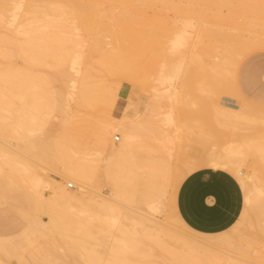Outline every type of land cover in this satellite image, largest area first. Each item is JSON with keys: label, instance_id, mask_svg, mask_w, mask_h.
Returning <instances> with one entry per match:
<instances>
[{"label": "rangeland", "instance_id": "obj_1", "mask_svg": "<svg viewBox=\"0 0 264 264\" xmlns=\"http://www.w3.org/2000/svg\"><path fill=\"white\" fill-rule=\"evenodd\" d=\"M105 1H103V3H104L103 7L104 8H105V6H107L108 8L112 9L111 7H113V5H115L114 2L116 3L117 1L120 2L119 4H121V3L124 4L123 8H125V6L128 5V7L126 6L127 8H125L126 9L125 10L122 8L121 5H120L121 7L119 6L120 7L119 8L118 7L119 4L116 3V6H117L116 9L117 10L113 7L115 13L113 12V9H112V13H111L114 15L116 14L117 18H120V20L122 18V20L124 19L123 20L124 22L126 20L127 21L125 23L123 21H121L120 23H114L115 18H116L115 17L114 21L111 20V21H113L112 24L114 23V24H119V25H114V24L112 25L109 23L110 17H108V19L106 17V20H109V22L105 21L106 23L102 27H99V26L97 27V25H95V28H94V25L91 24V25H93L92 28H94V30L91 29V26L89 24L88 27H90V29L88 31V29H87L88 27L85 28V26L87 24H85V26L82 27V24H84L85 22L83 20H80L81 18L77 17L78 15H74L72 17V19L75 20V18H76L77 20L76 21L73 20V23H71V24H69V26L67 25V27H65L66 29L65 28L62 29L63 33H66V35L69 34L68 39L73 40L72 44L70 43L71 40L69 41L66 39L65 42H63L64 45H62V43H59L60 46H59V44L57 46V48H59V49L56 48V50H59L60 51L59 53H61L65 58L67 57L66 59L64 58V62H67V63L61 62V64L64 63L66 65H64V64L60 65L61 68L65 67V69H62V70L65 71L64 73L66 75H64V76H66V77L65 78L58 77L59 76V74H57L58 70L61 69V68H59V63H58V62H60V60L56 61L55 67H57V68L53 67L56 70L58 69L57 73H55L56 75L52 74L53 72H56V70H54L52 68L51 69L50 68H48V69L44 68V71L42 70L43 72L42 73L40 72L38 77H36V76L35 77L33 76L34 78L30 77V79L33 80V82L35 84H36V82L40 83V84L38 83V85L36 84V86H39L41 88V92L44 93V96H46L50 99L55 98V99H53V103L59 102V103H56V106L54 104V109H53L54 112L53 113H51L50 115L48 114L47 116H45V115L43 116L42 114H44V113L43 112L41 113V111H38L41 109H39V108L34 109V108H37L39 106V103H35V105H34L31 101V100H33L32 97L34 95H32L31 93H30L31 94L30 95L29 93L23 94V92H19V91H15V90L14 91L9 90L0 81V124H3L5 129H6L5 134H4V136L6 138L5 142L7 141L10 146L19 150L20 149L19 147H24L25 145L27 146V144H29L28 142L29 141L31 142L30 139H35V136H37V135H35L34 138L33 137L31 138V136L34 135V134L33 135L31 134V136H29L30 137L29 139L28 138L24 139L21 136H19V137L17 136L16 132L18 130L20 113L23 111L26 114L30 115L31 118L38 116V117H41L40 119L43 121H45V119H43L42 117H44L46 119H47V117H49L48 118V120H49L48 125L52 126L51 127L52 128V134L56 133L54 130H58V129H59V131H58L59 134L65 135L70 130H73V132H74V130L76 131L77 129L81 128V132H83V133L80 134L81 135L80 137H82L80 139V141L85 143V146H87L89 144L90 145L92 144V146H87L86 147L87 149L85 147H83L84 149H86V151L84 149L79 150V149L73 148V151H71V154L74 153L73 154L74 156L75 155L76 156H82V153L84 152L83 156H86L85 154L87 153V150L90 149L87 153L88 154L87 156L89 157V158L87 157V160H90L91 162L88 161L90 164L88 162H86V163H88V165L90 167L93 164H94V166L96 165L97 169L93 166L91 167V169L94 168L95 170L99 169L101 171H97L99 173L96 174L95 173L96 171H94V169L91 171L89 170L90 176L92 175L93 177H90L91 182L89 181L88 183H90V184L92 183V184H91V186H89V184H88V186L91 187L90 188L91 190L93 189L92 190L93 194L96 193V194H100L103 196H110L111 186H110V184H108L109 182H107L106 176L104 175V172L101 169V166L103 165V161H102L103 159L102 158L105 155L107 157V154L110 153L109 149L111 148L110 147L111 145L119 148L121 143L124 141V136L122 133H119V132H114V134L111 135V133L109 131H107L106 129L107 128H108V130L110 129L109 128L110 123H115L114 119L117 120L118 118H120L122 116H127V117L129 116L131 119H143L144 118L146 121V122L143 121V122H145L144 123L145 127L146 128L149 127L151 131L146 129L143 126L141 128V132L138 133L136 136V139L134 142V146H135L134 152L126 155V157L128 159H129V157L132 160L134 159V161H133L134 167L132 169V173L129 174L128 179H132L131 187H132L133 197H134L135 202L134 201H126V200L122 201V200H120V201H118V205L125 203V204H122L125 207H124V209H123V207H120V206L119 207L122 208L124 211H126V210L129 211L128 209H130V210L132 209L133 210L132 213L138 211L137 213H133L135 215L140 213V212L145 213L146 215H153L154 214L151 217H153V218L155 217L159 220V222H162L164 224L163 227L167 231L175 232V228H173V227H177V229H176L177 232H175V233H179V235L184 234L183 238H185L187 236L189 238V240L190 239H191V241L194 240L198 244H199L198 241H200V244L203 243V246H204V243H205V245L207 244L209 247L211 246L210 244H212L213 246H211L210 248H214L216 245L218 247V249L215 250L217 248V247H215L214 249H212L214 251H218V252L219 251L220 252L225 251V252H230V253H236L238 249L235 251V248L237 246H239L238 244H241L242 247L241 246L240 247L243 248L244 250L246 247L251 249V247H248V246L245 247L244 244H246V241L242 240V239H240V241L241 240L243 242L245 241L244 244H243V242H240L239 240L236 241V238L232 239V243L237 242L236 244H233V246H236V245L237 246L234 248V250H232L229 248V246L232 247V244L231 245H225V244L220 243V245H219L218 241H217L218 243H216L215 239H217L218 237L216 238L214 234L213 235L215 238L212 237L211 234L210 235L204 234V236H209V238L207 239L204 236L202 237L201 236L202 234H200L197 231H194L191 228L187 227L189 229V231H188V229H185L186 226L184 225V221L180 217V215L178 214V211H177V195H178L179 188H180L181 184L183 183V181L189 175L195 173L196 171H198L200 169H204V168L213 169L212 168L213 164L216 163L217 164V168H216L217 170L226 171L224 169L226 166L225 165L223 166V164H222L224 162V159L222 160L221 157L225 156L224 154L227 152L231 154V152L235 151L238 147L239 148L243 147V146H237V148H234V147H236V143L239 145H241V143H238L239 141L233 140L234 138L231 134L232 132H237L238 134L242 133L243 135L248 134L247 137L250 136L249 138L257 139V141L261 138L260 135H261V131L263 132V128H262L263 124L260 125L259 124L260 122H258V123H256V122H254V123H239V124H243V126H244V127L243 126L240 127L241 133H239L238 132L239 130L237 128L238 126H233L234 128L232 126H230V128H229L228 125L225 126V125L221 124L220 122H218L219 120H218V118H216L217 116L211 107V103H212V101H215L217 103L227 102L228 99L225 100V98L228 97V98L233 99V101L231 102L233 105H236V106L242 105V103L237 100V96L235 94H233V95H235V96H233L232 94L219 93V92H217L218 91L217 88H215V87H217V82H214V81H217L216 71H217V68H220L221 61H222V58L224 56L223 55L224 49H223V46H221V44L219 42H217L218 41L217 35H218L219 30H222V31L231 30V29H229V26H230V24H233L234 22L232 23V21H231L228 25L227 24L228 20H226L227 17H232L233 19L235 18L236 21H243L245 19L246 20L250 19L251 24L253 26H257L256 23H259L261 20V19L259 20V18L260 17L264 18V13H263L264 11L260 10L262 7H260V8L258 7V5L260 6V4H258L256 0H251V1L246 0L245 1L246 4L242 0H240V1L239 0H231L230 2H229V0L228 1L227 0H212V2L214 1L215 4L209 2V0H202V1L200 0V2H202V3H199V1L197 3L196 0H192L194 2H192L190 0L189 1L188 0H184V1L178 0V2H177V0H173V1L171 0V2H173V3H170V0H169V2H168V0H167V2L165 0H161V1H163V3L160 0H153V1L142 0L144 2L148 1L149 4L144 3L141 0H131V1L122 0L125 3L121 2L120 0H116V1L112 0V2H110L112 5L108 4L109 3L108 1H110V0H107V3H105ZM139 1L141 3H139ZM187 1H188V3H187ZM237 1L240 3H238ZM134 2L135 3L137 2V3L134 4ZM189 2L191 4H189ZM227 2H228V5H226ZM252 2H253V4H252ZM129 3H130V6H129ZM167 3L172 4L173 6L176 3L177 4L173 7L174 8L173 9L171 7L172 5L169 6V4H167ZM192 3L195 4V6ZM196 3H197V5H201L203 8H200L201 6H196ZM208 3H210V5H208ZM234 3H235V5H234ZM143 4H144V6L147 5L149 8L144 7ZM179 4L182 5L181 7H183V8L179 7V9L181 8V10L178 9ZM231 4H232V6H231ZM189 5H190V7H189ZM246 5L248 6L247 7L248 12L245 11ZM132 6L133 7L134 6L135 7L143 6L141 8L144 9L145 11H143L140 8L141 11L138 13L137 10L139 9V7H138V9H136V8L132 9ZM153 6L154 7L160 6V8L156 7L155 8L156 10H153L154 9ZM192 6L196 7V9L193 8ZM205 6H207V7H205ZM107 7L105 9L106 12L111 11ZM197 7H199V8H197ZM227 7H228V10H229V7L234 8V10L230 9L228 11ZM235 7H236V9H235ZM204 8L207 9L206 12H204L205 10L203 11ZM211 8L212 9L215 8V10L212 11ZM252 8H253V10H252ZM107 10H109V11H107ZM123 10H125L127 13H125ZM131 10L134 11L133 12L134 14H132ZM257 10H260L263 15H259L258 14L259 11H257ZM117 11H119V14ZM120 11H123V13H124V15L122 14L123 17L121 16ZM230 11H234V13H232ZM136 12H137V14H136ZM142 12H144V13H142ZM129 13H131L133 15L132 17H135V18L134 19L132 17L129 18ZM235 13H237V14H235ZM255 13H256V15H255ZM108 14H110V12ZM111 14H110V16H111ZM126 14H128V16H125ZM131 14H130V16H131ZM218 14H219V16H218ZM118 16H121V17H118ZM128 18H129V20H128ZM136 18H138V19H136ZM254 18H258V22L256 20H254ZM78 19L80 20V22ZM81 21H83V22L81 23ZM129 21L130 22L134 21V22L131 23L132 24L131 25V24H129L130 23ZM135 21L137 24L135 23ZM121 23H122V26L120 28ZM261 23H264V22L261 21ZM109 24L112 25V27ZM134 24H136V25H134ZM106 25L110 26L111 28L106 26ZM123 25L127 26L126 28H128V29L126 30L124 28L125 26L123 27ZM113 26H116V28H118L117 26H119V30L122 28H123V30L119 31L118 29L114 28ZM83 28H85L86 30H84ZM97 28L102 30L101 34L98 32L100 30ZM104 28H108L109 31H107L108 29L103 30ZM96 29H97V31H96ZM115 29H116V32H115L116 34L114 33ZM110 31H113L112 36L117 35V38L112 37L111 35H108V34H110ZM118 31L121 34L120 36L117 33ZM199 31H201L200 35H199ZM124 33H126V34H124ZM123 34H124V36L127 35L128 37L127 36L124 37ZM184 35L186 36V38ZM182 36H183V38H182ZM199 36H200V38H199ZM187 37H188V39H187ZM113 38H115V39H113ZM117 39H120L119 42L121 44L119 42H117L120 46L123 45L124 47H126V48L121 47L122 50L126 49V51L123 50V52L125 51L124 53H121L122 52L121 51L120 54H118L119 53L118 50H120L119 47H117L118 53L115 51L117 49V48H115V46H117V43H116ZM179 39H181V40H179ZM186 39H187V42H186ZM212 39H214V42ZM175 41H176V43H175ZM181 41H183V42H181ZM195 41H196V43H195ZM203 42H204V44H203ZM207 43H208V46H206ZM129 44L131 46H128ZM195 45H196V47H195ZM218 45H220V46H218ZM188 46H190V47H188ZM61 48H62V50L66 49V51L63 50L64 51L63 52L61 50ZM112 48H113V52H112ZM96 50H99V51L101 50V54L98 52L100 57L95 52ZM102 50L105 52L104 56H109L110 52H111V54L114 55V57L116 56V58H114L113 55H110L109 57L112 56V58L110 59L108 57L110 59V61H107V62L113 61V58L117 59L118 55H120V58L117 59V61H116L117 63L114 60L116 66L120 63L118 60H120L121 57L123 56V54H125V56H123L121 59V62H123V63L120 64L121 66L120 65H119V67L117 66V68H119V69L116 68L117 69L116 71H118L119 76H118V74L115 76L116 73H114V72H112L114 74L110 73V71H107L105 73L103 72V70H102L103 65L107 64V62L104 63L106 61L105 58L106 59H108V58L104 57L102 55L103 54ZM107 50H110V52L108 51L109 55L107 53ZM220 50H222V51H220ZM70 51H74V52L70 53ZM127 51H128V54H127ZM132 51H134V52H132ZM67 52L70 54L74 53V55L76 56L75 59L81 60V64H79L80 69H81L79 72L80 74L79 73L76 74L77 72L75 73L74 72L75 70L73 68H72L73 72H72V70L71 71L69 70L70 68H67V66L69 64H72L71 62L75 63L74 61H76V60H74L75 56L74 57H72V56L68 57L69 54ZM115 52L117 55L114 54ZM130 53H132V54H130ZM67 54H68V56H67ZM93 54H95V55L97 54V55L93 56ZM214 54H215V58H217L218 56H219V58L214 59ZM86 55L88 57H85ZM249 55L250 56H246L245 58L241 59L239 65H237V66H230L229 65L231 68V69L229 68V72L236 75V77H237V80L235 82H233L236 90L239 91V93L245 97L246 101H248L250 103H252V102L254 103V101L259 100L260 99L259 97L264 94V51L262 50V51L252 52ZM89 57L90 58H92V57L98 58L99 57L101 59L98 58V60L96 61V59L91 60ZM102 57H104V58H102ZM196 57H197V59H196ZM69 59L72 61H70ZM84 59H87V62H85ZM90 60L95 61L97 66H95L96 64L93 65L94 63L91 62ZM102 60H104V62H103L102 68H101L102 62H100V61H102ZM125 61H127V62H125ZM19 62H20L21 66L24 65V62H22V60H19ZM83 62L86 63L87 65L89 64L90 68L88 69V71L93 66L96 69H94V68H92V69L94 71L97 70V72L95 71L93 74H91V73L89 74V72L86 69L85 71L88 72L89 75L86 72H85L86 75H84V74L82 75L81 72L84 73L83 70L85 69L84 67H81L82 65L85 66L83 64ZM89 62H91L92 65ZM98 63L100 64L99 66L101 69L99 68ZM87 65L85 66L86 68H87ZM110 65L111 64H107V65H104V67L106 68V66H110ZM112 65H114V63ZM112 65L110 67H113ZM249 65L254 66L257 69V74H256L257 77L254 79H252L251 77H249L247 79H243L244 78L243 77V70L246 66H249ZM181 66H182V73L179 74ZM188 66H189V68H188ZM69 67H71V66L69 65ZM66 68H67V70H66ZM105 68H104V70H105ZM99 69H100V72L98 71ZM230 70H232V71H230ZM67 71H68V73H66ZM225 71H227V66L225 68ZM59 72H61V70ZM70 73H72V74H70ZM73 73H75L79 77L78 78L74 77ZM106 73H110V76H109V74L107 76ZM227 73H228V71H227ZM61 74L63 76V73H61ZM81 75H82V77H80ZM113 75H114V77H113ZM67 76H71V77H67ZM71 81H74V83H72ZM200 82H202V83H200ZM75 84H76V86H75ZM171 86H173V87H171ZM171 88H173V90H171ZM168 89L171 90L167 94V96L169 98L167 96L164 97L165 100H162L163 102L161 101V103H157L158 104L157 105L156 100H154L155 98L154 97L152 98V96H154L156 94L157 90L166 92ZM80 90L81 91L83 90V92H85L84 93L85 95H81L82 93ZM79 91L81 93V94H79V95H81L80 97H79V95L77 96V94H76V93H79ZM173 93H174V96H173ZM239 93H237V94H239ZM103 94L106 96H104ZM169 94H171L172 97ZM177 94H179V95H177ZM86 95H89V96L86 97ZM39 96H40V93H38V95H37V97H38L37 99H40V102L43 101L42 99H44V100L46 99L43 96H42L43 98L42 97L40 98ZM83 96H85V97H83ZM100 96L102 98H104V97H106V98H104V100H103V99H101ZM30 97H31V100H29ZM77 97H79L81 99L80 100L78 98L80 100V102L78 101ZM98 97L100 100L97 99ZM58 98H59V100H58ZM55 100H57V101H55ZM84 100H85V103L89 102L90 104L88 105V103H87L85 105ZM88 100H90V101H88ZM105 100H108V101H105ZM29 101H30V103H29ZM91 101H93V102L91 103ZM94 102L96 103V105L94 104ZM107 102H109L110 105H107L106 104ZM152 102H154L155 105L158 106V107L157 106L156 107L159 110L156 109L155 105L152 104ZM31 104L34 107H32ZM57 104H59V105H57ZM92 104H94L95 108L92 107L93 106ZM97 104H98V106H97ZM112 104H114V105L112 106ZM161 104H162V106H161ZM153 105H154V107H153ZM62 106H63V108H62ZM100 106L102 107V109L106 107L105 109L108 108V110L103 111V110H101V108H99ZM111 106H112V108H111ZM58 107H59V109L62 108V110H59V109L57 110ZM151 107H153V108L151 109ZM202 107L206 108V109H202ZM257 107H258V109L262 110V108L260 106H257ZM78 108H80V109H78ZM97 108L100 109L101 111L98 110ZM208 109H210V110H208ZM42 111H43V109H42ZM99 111L101 112V115L98 116ZM149 111H152V112L154 111V112L152 113ZM31 112L34 114L36 113V114L33 116V115H31L32 114ZM37 112L38 113L40 112L41 114L39 113V115H37L38 114ZM64 112H66V114H65L66 116H68L70 113H72V114L75 113V115L77 117H75V115L72 116V114H71V117L66 118L69 121H67L65 119L67 122L65 123V125L63 124V126H62V122H65L63 120L64 118L62 117L64 115ZM106 112H110V113H107V115L111 114V116H109V117L110 118L113 117V118L110 119L107 115L105 116ZM206 112H209V113H206ZM151 113H152V115H151ZM167 113H170L172 115V117L170 115L168 118L171 121V122L169 121L170 123L168 122V119L166 118ZM213 113H214V115H213ZM156 114L158 117L156 116ZM158 114H160V115H158ZM259 114H260V112H258V115ZM148 116H153L154 118L148 117ZM71 118H74V119L70 120ZM172 118H173V121H172ZM40 119L37 117L34 120L32 119V121H34L33 122L34 124L32 127L34 130H37V128L39 129V127H38V126H40L39 122L42 123V121ZM152 119H153V122H152ZM103 120L105 122H107L109 120V122H107V124H104ZM216 120H218V121H216ZM203 121H205V122H203ZM35 123H37V124H35ZM146 124L148 126H146ZM256 124H258V126H256ZM34 125H36V126H34ZM104 125H107L108 127L107 126L104 127ZM248 125L250 127L245 128V126H248ZM251 125H252V127H251ZM259 126H261V128ZM61 127H62V129H61ZM257 127H258V129L259 128L260 129L258 130ZM60 129H61V131H60ZM156 129H158V130H156ZM256 129H257V131H256ZM34 130H33V133H36ZM162 130L163 131L165 130V132H163ZM42 131H41V129H40V131H38V135H41L40 138H43V139H44V137L47 138L48 136L45 135L44 131L42 133ZM249 131H250V133L251 132L252 133L250 134ZM58 132H57V134H58ZM220 132L222 134H220ZM159 133H161V134H159ZM57 134H55V136ZM213 134H215V135H213ZM114 135H116L117 137L120 136L119 142H116L114 140ZM217 135L218 136L220 135L221 137L220 136L218 137ZM222 135H224V137ZM216 136H217V138H215ZM36 138H38V137H36ZM45 140L47 141L48 139H44L43 141H45ZM229 141H231V142H229ZM31 144H32V142H31ZM102 144H103V146H102ZM232 146H233V148H232ZM21 150H19V151H21ZM78 151L81 153H79ZM91 152H93V153H91ZM89 154H91V155H89ZM203 155H205L204 156L205 158L203 157ZM91 156H93V157H91ZM94 156H95V158H94ZM219 156H221V157H219ZM214 158H216V160ZM199 159H200V161H199ZM212 159H214L216 162ZM95 160H97V161L101 160V162L99 163V162H96ZM205 160L207 162V165L209 164L210 166L205 165L202 167V164L205 163ZM196 162L198 165H195ZM211 162H213V163H211ZM218 162L220 165L222 164V166H220L218 164ZM48 163H50L51 165ZM135 163H136V165H135ZM100 164H102V165H100ZM41 165H45L44 167L48 168L47 174L51 178H53L57 181H60L65 188L67 187L66 186L67 182H73L74 183L73 180L65 179L60 175V173H62V171H63L62 170L63 165L61 163H59L57 161H50V162H47V163H44ZM90 167H89V169H90ZM253 168H255L256 175L258 176V178L261 180V182L264 185V166L262 164H260L259 162L257 163L256 160L250 159L249 161L245 162V164H243L242 171L246 175L250 172L253 173L252 172ZM20 169H22V167L17 168V166L16 167L14 166V168H13L12 166H10V167L9 166L8 167L7 166H0V177L2 178L3 181H4V179L7 180V181H4L5 183L7 182L6 183L7 187H9V188L11 187L10 191L7 190L9 188H7L6 185H5L6 189L4 188V186L1 188L3 181L0 178V180L2 181V182L0 181V184H1L0 190L3 188L5 189V190L0 191V201H1L0 202V211L4 212V216L1 220L4 223L13 225L15 227L11 231L0 232V236L2 235L4 237H13L15 235L22 233L24 231V229L27 228V225H28L27 219H26V217H23V214L21 215L19 213L20 211L33 213V214L37 213L39 215V218L42 221H44L45 223L50 221V215H48L47 212L42 213V211H45L47 209L42 210V211L39 210V206H38V202H37V192H36L37 188H36L35 184L33 182L29 181L27 175L24 174L25 172L23 171V169H22V171L24 173ZM185 171H186V173H185ZM226 172L231 173L229 171H226ZM231 174L234 175L233 173H231ZM234 176L237 179L239 178L237 175H234ZM8 180H10L9 181L10 183L8 182ZM238 181H239V179H238ZM11 182H13V183H11ZM74 184L77 187L76 190H78L79 189L78 185L76 183H74ZM43 185H45V184H43ZM52 188H53V186H51V185L49 187L43 188L44 193L47 196H49ZM15 189L19 191L20 196L18 195V192L16 195V192H14ZM6 190H7V192H5ZM242 190H243V188H242ZM2 191L5 192V195L3 192L4 196H6L8 194V191H9L11 195L13 194L14 196H16V198H19L20 200L21 199L24 200V203H25L24 207H26V208L25 209L23 208L24 210L21 209L23 207V204H22V202H20V204L22 205L20 208H18V209H20V211L18 209H16L17 210L16 211L14 208L15 207L17 208L18 205L20 206L19 202L16 203L17 201L15 202L14 199L11 200L12 198H10V196H11L10 194L8 195L9 198L7 196L4 197L2 195ZM243 193H244V198H245V191L244 190H243ZM22 195H24V196H22ZM3 197L6 200H8V203H9V199H10V201L15 202L14 204L11 203V205H13V206L15 204H18V205L15 207H13V206L11 207V206H8V205H10V203L4 204L2 202V199H4ZM160 200H163V202H164V205H165V207L163 208L164 211L162 209L158 213L152 212V210H150V208H149V205L152 202L160 201ZM120 202H122V203H120ZM27 207H28V209H27ZM58 208H59V206H58ZM125 208H126V210H125ZM134 208H136V209H134ZM26 209L29 211H27ZM77 209H79L78 212L81 214L80 208L77 207ZM135 210H137V211H135ZM139 210H140V212H139ZM76 211L77 210H75L74 212H76ZM74 212H73V214H71V216H69V218L73 217L72 215H74V214H75L74 217H76V214L78 212L77 213H74ZM174 213H176V214H174ZM247 213L248 214L244 215V213L242 211V214L244 217L241 214L242 217H240L239 220L237 221L240 223V225H242L241 222H243V221H240V219L243 220V218H244V220H245V218H247L246 220H249V223L247 221V223H248L247 226H249L251 223H253V221H254L253 219L255 218L254 212L249 208L247 210ZM80 214H77V217H76L79 222L81 221L80 217H79ZM176 215H178V216H176ZM87 216L90 217L89 214H87L85 216L82 215L81 217L82 218L86 217L85 219L88 220L89 218H87ZM138 216L141 217L140 214ZM174 216L176 217V219H178L177 220L178 223H177V221L175 223L174 220L171 218ZM101 217H102V221L99 219L100 218V216H99L97 218L98 219L97 223L100 222L99 224L102 226L103 218L105 221L106 217L103 214L101 215ZM249 217H251V218H249ZM256 218L258 219L257 215H256ZM73 219L71 221L72 223L75 221V219L74 220ZM77 219L75 222L79 223V222H77ZM85 219H82V220L84 221ZM171 219H172V221H171ZM251 219H252V221H251ZM257 219H256V221H258ZM261 219L262 218H260V220ZM166 220L169 223V225L167 224ZM181 220H182V222H181ZM68 221H69V219H68ZM96 221H94V226L96 225L95 226L96 227L95 232H93L94 229L91 232L93 234L95 233L96 236H98L97 233H99V231H100V233H102V232L97 227L100 225L97 224ZM179 222H181V224L184 225L185 227H183ZM237 222L235 223L236 225H233L234 228L233 227L230 228L231 232H233V233H236L235 230H238V228L242 229V228H240L241 226L239 225V223L237 224ZM84 224H86L85 221H84ZM79 225H80V223H79ZM89 225H91L92 228H95L93 226V222L90 223ZM171 225H172V227H170ZM237 225L239 227H237ZM247 226L243 224L242 227H245L247 229L248 228ZM72 227H74V226H72ZM100 228H102V227H100ZM179 228L182 230H180ZM230 229L226 230L227 235H229ZM232 229H233V231H232ZM252 229H251V227H250V230L248 228V230L246 231L247 233L243 231L244 228L242 230L244 233L247 234L245 236L244 233H242L245 236L247 243L249 242L248 243L249 246H250V243L255 242L256 239L254 238L255 236H253L252 237V238H254V239H252L253 241L251 240V238L248 241V239L246 238L248 236V233H253L254 235L256 234L257 235L256 238H258V240L260 238H262L260 241L263 244L264 238L262 237V235H263L262 230L259 227L255 228L254 230H252ZM113 230H115V229H113ZM183 230H185L184 232H186L187 234H185L184 232L181 233V231H183ZM195 232H196V234H194ZM113 233H114V231H113ZM223 233H221L222 237L226 236L225 235L226 233L224 231H223ZM188 234H190V235H188ZM114 235L115 234H113L111 236L115 237L116 235L115 236ZM216 235H220V234L216 233ZM96 236H93V238ZM102 236H103V233L100 234L98 236V238L101 239ZM112 237L110 238V234H108V239L110 238V240H108V239L107 240L109 243L114 242V240L111 241V239H113ZM192 237H196V238H192ZM198 239H200V240H198ZM202 239L204 240V242L201 241ZM91 240H92V238H91ZM238 241H239V243H238ZM256 243H255V245H256ZM172 244L174 245L175 243H171V246H173ZM253 244L254 243H251L252 246H254ZM258 244H259V242H258ZM258 244H257V246L252 247L249 256L248 255L244 256V254L240 255L238 252L236 253V255L237 256L240 255V259L244 258L247 261H255V262L262 264L263 262L258 260L255 257L256 253H257L256 251H261V250H259V248H261V246H258ZM207 245H206V247H207ZM37 246L42 247V249H45V251H46V249H47V251L50 249H53L54 252H50V256H51L52 260L54 261V263L62 264L64 262V260L70 259L73 262H76L79 264H89L83 250L75 244L74 239L72 237H67L64 235H54V236H50V237L40 238L39 240L34 242L28 248V250L25 252V254L22 258L21 263H19V260L15 259V257H11V258H9V260H7L8 259L7 257L2 256L1 258H3V257L4 258L3 259L0 258V260L2 261V262L0 261V264H9V263H11V264H27V262L33 256V254L36 253L35 248ZM175 246H173L171 248L174 250H179L178 246L177 247H175ZM220 246H222V249L220 248ZM263 247H264V244H263ZM255 248H257V249H255ZM97 249H100V250L102 249L101 250L102 252L100 250H97V251L100 252L102 256L105 253L104 258H106V256H107L106 250L107 249L104 248L105 252H104V249L101 247L97 248ZM243 249H241V251ZM254 249H255V251H254ZM261 249H262V251H264V248H261ZM227 250H229V251H227ZM37 254L38 253H36V255ZM107 258H108V256H107ZM6 262H8V263H6Z\"/></svg>", "mask_w": 264, "mask_h": 264}, {"label": "bare ground", "instance_id": "obj_2", "mask_svg": "<svg viewBox=\"0 0 264 264\" xmlns=\"http://www.w3.org/2000/svg\"><path fill=\"white\" fill-rule=\"evenodd\" d=\"M103 1H105V0H0V81L2 82V84L4 86H6L9 90H13V91L15 90V91L23 92V94H27V93L30 94L31 93L32 95H34L33 96L34 98L32 97L33 100H31V97L29 100H31L34 105H35V103H39V106L41 105L40 107L38 106L37 108H34V109H38V108L41 109L38 111H41V113L43 112L44 113V114H42L43 116L44 115L47 116L48 114L50 115L51 113H53L54 112V110H53L54 104L56 106V103H59V102H55V101H57V100H55L54 101L55 103H53V99H55V98L50 99V98L44 96V93L41 92V88L39 86H36V84L38 85L39 82L37 83L35 81L36 82V84H35L33 82V80L30 79V77H33V76L38 77L40 72L42 73L44 71V68H47V69L52 68V69L56 70L55 68H57V67H55V65H56V61H58V60H60V62H58L59 68H61L60 65L67 63V62H64L65 57L61 53H59L60 51L56 50V48H57L59 43H62V45H64L63 42H65L66 39L69 40L68 39L69 34L66 35V33H63L62 29L67 27V25L69 26V24L73 23L74 19H72V17L74 15H78L77 17H80L81 18L80 20H83L85 22L84 24H82V27L85 26V24H87L85 26V28H86L90 24L92 30H94L95 25H97V27L98 26L102 27L106 23L105 21L109 22V20H106V17H107V19H108V17H110V22H109L110 24H112L115 17L116 18H115L114 23H120L121 21L124 20V19L122 20V18H121V20H120V18H117L116 14L115 15L111 14L113 7L116 9L117 8L116 3L119 4L120 2H118V1L116 3L114 2L115 5H113V7H111L112 9H110L107 6H105V8L103 7V5H104ZM120 1L123 2L122 0H120ZM129 1H131V0H129ZM148 1L147 2L142 1V2L149 4ZM151 1H153V0H151ZM165 1L167 2V0H165ZM188 1H187V3H188ZM190 1H192V0H190ZM196 1H197V3H198V1H199V3H202V2H200V0H196ZM230 1L231 0H229V2ZM242 1L245 3L246 0H242ZM256 1L258 4H260V6L258 5V7L259 8L262 7L260 10L264 11V0H256ZM108 2H109L108 4H111L110 2H112V0H110ZM161 2L163 3V1H161ZM168 2H169V0H168ZM177 2H178V0H177ZM192 2H194V1H192ZM209 2L214 3V1L212 2V0L211 1L209 0ZM105 3H107V0L105 1ZM123 3H125V2H123ZM136 3L134 2V4H136ZM139 3H141V2L139 1ZM170 3H173V2H171V0H170ZM197 3H196V6H201V5H197ZM238 3H240V2H238ZM167 4H169V3H167ZM189 4H191V3L189 2ZM252 4H253V2H252ZM120 5L122 6V8L124 7V4H122V3L119 4L118 7ZM170 5H172V4H169V6ZM193 5L195 6V4H193ZM208 5H210V3H208ZM226 5H228V2L226 3ZM234 5H235V3H234ZM126 6L128 7V5H126ZM126 6H125V8H127ZM129 6H130V3H129ZM143 6H144V4H143ZM143 6H138L139 9H138V7L132 6V9L133 8L138 9L139 11L137 10V12L139 13L142 9L141 7H143ZM174 6L172 5L171 7L173 8ZM181 6L182 5L179 4L178 9ZM231 6H232V4H231ZM106 7L111 10V11L107 10L110 12L111 16H110V14H108L109 12H106V10H105ZM144 7L147 8L148 6L146 5ZM156 7H158V6H156ZM156 7H154L153 10H156L155 9ZM189 7H190V5H189ZM205 7H207V6H205ZM247 7L248 6L246 5L245 11L248 12ZM125 8H123V9H125ZM158 8H160V6ZM181 8H183V7H181ZM181 8L179 10H181ZM193 8L196 9V7H193ZM197 8H199V7H197ZM200 8H203V7L201 6ZM215 8L214 9L211 8L212 11H214ZM230 9L234 10V8H232V7H229V10ZM235 9H236V7H235ZM125 10H123V11L125 13H127ZM142 10L145 11L144 9H142ZM206 10H207L206 8L203 9L204 12H206ZM227 10H228V7H227ZM252 10H253V8H252ZM260 10H257V11H259L258 14L263 15ZM123 11H120V14L122 17L124 15ZM113 12H114V9H113ZM117 12L119 14V11H117ZM133 12L134 11H132V14H134ZM137 12H136V14H137ZM230 12L234 13V11H230ZM142 13H144V12H142ZM130 14L131 13H129V18L133 16L132 14L130 16ZM235 14H237V13H235ZM255 15H256V13H255ZM121 16H118V17H121ZM125 16H128V14H126ZM218 16H219V14H218ZM129 18H128V20H129ZM132 18L134 19L135 17H132ZM136 19H138V18H136ZM76 20L77 19L75 18L74 21H76ZM80 20H79V22H80ZM111 20H113V21H111ZM226 20H228L227 21L228 25L231 21H232V23L233 22L234 23L230 24V26H229V29H231L232 31L226 30L227 31L226 32V31L219 30V32H218V35H217L218 41L217 42H219L221 44V46H223V49H224L223 55L224 56H223V58L221 57L222 58L221 66H220V68H217V71H216L217 81H214V82H217V87H215L218 90V91L216 90L217 92L227 93V94H232V95L235 94L237 96L236 90L234 89V83H233L235 75L229 72V68H230V66H237L238 63L240 62V60L250 51H252L256 48H259V47H264V23H261V21L264 22V18H261V17L259 18L260 24L256 23L257 26H253L251 24L250 19L249 20L245 19L243 21H236L235 18L233 19L232 17H227ZM254 20H256L258 22V18H254ZM83 21H81V23ZM133 22L134 21L130 22L129 24H131ZM135 23H136V21H135ZM91 24L94 25V28H92L93 25H91ZM136 24H134V25H136ZM112 25H110V26L112 27ZM114 25H119V24H114ZM106 26H108V25H106ZM110 26H108V27H110ZM121 26H122V23L120 24V28H121ZM124 26L125 25H123V27ZM113 27L116 28V26H113ZM117 27L118 28H116V29L119 30V26H117ZM126 27L127 26H125L124 28L127 30L128 28H126ZM85 28H83V29L86 30ZM87 29L89 31L90 27H88ZM97 29H99V28H97ZM97 29H96V31H97ZM105 29H108V28H104L103 30H105ZM116 29L114 30V33L116 32ZM99 30L100 31H98V32L101 34L102 30L101 29H99ZM121 30H123V28L120 29L119 31H121ZM107 31H109V29ZM119 31L117 33L120 36L121 34ZM112 32L113 31H110V34H108V35L112 36L113 35ZM200 32L201 31H199V35H200ZM124 34H126V33H124ZM124 34H123V36H124ZM126 36H124V37H126ZM112 37L117 38V35H114ZM182 38H183V36H182ZM185 38H186V36H185ZM199 38H200V36H199ZM113 39H115V38H113ZM181 39H179V40H181ZM187 39H188V37H187ZM187 39H186V42H187ZM70 40H71L70 43L72 44L73 40L72 39H70ZM117 40H116V43L119 42L120 39H117ZM212 40L214 42V39H212ZM181 42H183V41H181ZM175 43H176V41H175ZM195 43H196V41H195ZM203 44H204V42H203ZM59 46H60V44H59ZM128 46H131V45L129 44ZM190 46H188V47H190ZM206 46H208V43ZM218 46H220V45H218ZM117 47H119L120 50H118ZM121 47H124V46L123 45L120 46L118 43H117V46H115V48H117L115 51L117 52V50H118V52H119V53L117 52L118 54H120L121 51H122L121 53H124L126 51V49H123V50H125L123 52ZM195 47H196V45H195ZM113 48H112V52H113ZM124 48H126V47H124ZM57 49H59V48H57ZM61 50H62V48H61ZM63 50L66 51V49H63ZM110 50H107L108 55H109ZM128 51H127V54H128ZM220 51H222V50H220ZM71 52H74V51H70V53ZM95 52L98 55H99V53L101 54V50L100 51L96 50ZM102 52H103L102 55L104 56L105 52L103 50H102ZM116 52L114 53L115 55H117ZM132 52H134V51H132ZM70 53H68L69 56L67 54L68 57H70V56L74 57L75 56L74 53L73 54H70ZM130 54H132V53H130ZM96 55L93 54V56H96ZM110 55H113V54H111V52H110ZM109 56H104V57L108 58ZM123 56H125V54H123ZM85 57H88V56L86 55ZM99 57H100V55H99ZM104 57H102V58H104ZM113 57H114V55H113ZM122 57H121V59H122ZM75 58H76V56L74 57V60H76ZM98 58L92 57L90 59L91 60L96 59V61H97ZM109 58L111 59L112 56ZM109 58L108 59L105 58V60H106L105 62H104V60L100 61V62H102L101 68H102L103 62L106 63L107 61H110ZM114 58H116V56ZM114 58H113V61L107 62V64L112 65L114 63V65L116 66L115 62L117 61V59L120 58V55H118L117 59H114ZM217 58H219V56ZM217 58H215V54H214V59H217ZM99 59H101V58H99ZM121 59L118 60L120 62L117 65L118 67L120 64L123 63V62H121ZM196 59H197V57H196ZM19 60H22V62H24L23 66L20 65ZM84 60H85V62H87V59H84ZM114 60H115V62H114ZM70 61H72V60H70ZM61 62H64V63L61 64ZM74 62L75 63L71 62L73 65L69 64L71 67H69V65H68L67 68H70L69 70L70 71L72 70V72L74 69L75 70L74 72L75 73L77 72L76 74H78L81 70L80 66H79V64H81V60L77 59ZM91 62L94 63L93 65L96 64L95 61H91ZM91 62H89V63H91ZM125 62H127V61H125ZM99 63H98V66L100 65ZM83 64L85 66L87 65L84 62H83ZM107 64H104V65H107ZM64 65H66V64H64ZM91 65H92V63H91ZM104 65H103V69H102L104 73L107 71H110V73H112V72L116 73L115 76L118 74V71H116V70L119 68H117V66L115 67L114 65H112L113 67H110L111 66L110 65V66H106V68H105ZM85 66H83V65L81 66V67L85 68L84 70L82 69L84 72V73L81 72L82 75L83 74L86 75V73L88 74V72H89V74L90 73L93 74L95 71L97 72V70L94 71L92 69V68L96 69L95 67L92 66L91 69L88 71V69L90 68L89 64L87 65V68ZM95 66H97V64ZM226 66H227L228 73H227V71H225ZM53 67H55V68H53ZM67 68H66V70H67ZM99 68H100V66H99ZM104 68H105V70H104ZM188 68H189V66H188ZM62 69H65V67L61 68L59 70L57 69L58 73L56 70V72H53L52 74L54 75L55 73H57V74H59V76L57 75L58 77L65 78L66 76H64V75H66V74L64 73L65 71ZM86 69L88 72L85 71ZM100 69L98 70L99 72H100ZM60 70H61V72H59ZM68 71L66 73H68ZM230 71H232V70H230ZM61 73H63V76ZM75 73H73L74 77L78 78L79 76L76 75ZM110 73H106L107 76H108V74L110 76ZM114 73H112V74H114ZM181 73H182V66H181L180 71H179V74H181ZM70 74H72V73H70ZM82 75L80 77H82ZM71 76H67V77H71ZM118 76H119V74H118ZM113 77H114V75H113ZM71 82L74 83V81H71ZM200 83H202V82H200ZM75 86H76V84H75ZM171 87H173V86H171ZM171 90H173V88H171ZM171 90L168 89L166 92L157 90L156 94L154 93L155 95L152 96L153 95L152 94L151 96H152V98L153 97L155 98L154 100H156V104L161 103L162 100H165L164 97H166L167 94L169 93V91H171ZM80 91H79V93H76L77 96L81 93H82L81 95H85L84 94L85 92H83V90L81 91V93H80ZM38 93H40L39 97L41 98L43 96L44 98H46L45 99L46 101L44 99H42L44 102L43 101L40 102V99H37ZM81 95H79V97ZM169 95H171V94H169ZM177 95H179V94H177ZM235 95H233V96H235ZM88 96L89 95H86V97H88ZM104 96H106V95H104ZM173 96H174V93H173ZM79 97H77V99ZM83 97H85V96H83ZM171 97H172V95H171ZM104 98H106V97H104ZM104 98L101 97V99H103V100H104ZM79 99H78V101L80 102L81 99L80 100ZM97 99H99V97ZM58 100H59V98H58ZM85 100H84V103H85ZM225 100H227V102L217 103L215 101H212V103H211V107L217 116L216 118H218V120H219V121L218 120H216V121L220 122L221 124H223L225 126L228 125L229 128H230V126H232V127L238 126L237 128L239 130L238 131L239 133H241L240 127L243 126V124H239V123H254V122L258 123V122H260L259 123L260 125L263 124L262 125L263 132L261 131V135H260L261 138L258 141H257V139L249 138L250 136L247 137L248 134L243 135L242 133L238 134L237 132H232L231 134L234 138V139L233 138L232 139L234 141L235 140L239 141L238 143H241V145L236 143V147H234V148H237V146H243V147H240V148L238 147L235 151L231 152V154L227 152L228 154L225 153L224 154L225 156H223V157L219 156V157H221L222 160L224 159V162L222 164H223V166L225 165L226 167L225 168L223 167V168L226 171H229V172H231L234 175H237L239 177L238 178L239 182H240L243 190L245 191L244 209H243L244 215L248 214L247 210L250 208L254 212L255 218H256V215L258 217V219L256 218L258 221H256V219L254 218L253 223L250 222L251 224L249 226L251 227V229L253 228L252 230L259 227L263 232L262 234L264 235V185L261 182V180L258 178V176L256 175L255 168L252 169L253 173L247 172L248 174H246V175L242 171L243 164H245V162L249 161L250 159H254V160H256L257 163L259 162L260 164H262L264 166V110L256 109V108L251 107L250 105H248L246 103H242V105H240V106L233 105L231 103L233 101V99L228 98V97H226ZM88 101H90V100H88ZM93 101H91V103ZM105 101H108V100H105ZM29 103H30V101H29ZM87 103H88V105L90 104L89 102H86L85 105ZM108 103L109 102H107L106 104L110 105V103L109 104ZM94 104L96 105L95 102H94ZM94 104H92L93 106L92 105L91 106L95 108ZM98 104H97V106H98ZM152 104L155 105L154 102H152ZM57 105H59V104H57ZM113 105L114 104H112V106ZM154 105H153V107H154ZM157 105H155V107ZM112 106H111V108H112ZM161 106H162V104H161ZM32 107H34V106L32 105ZM153 107H151V109ZM157 107H156V109L159 110ZM62 108H63V106H62ZM62 108L59 109V107H58L57 110L58 109L62 110ZM99 108H101V110H103V111L108 110V108L105 109L106 107L102 109V107L100 106ZM42 109H43V111H42ZM78 109H80V108H78ZM202 109H206V108L202 107ZM98 110H100V109H98ZM208 110H210V109H208ZM100 111H99L98 116L101 115ZM66 112H64V115L62 116L64 118V119L63 118L62 119L65 121V122H62V126H63V124L65 125V123L67 121H69L66 118L71 117V114H72V113H70L69 115L67 114L68 116H66L65 115ZM149 112H152V111H149ZM258 112H260L259 115H258ZM39 113L37 115H39ZM107 113H110V112H106L105 116L107 115ZM152 113H151V115H152ZM206 113H209V112H206ZM214 113H213V115H214ZM35 114L32 113L31 115L34 116ZM73 115H75V113H73L72 116ZM158 115H160V114H158ZM166 115H167L166 118L168 119L171 114L167 113ZM29 116L30 115L26 114L24 111L20 113L18 130L16 132L18 137L21 136L24 139L25 138L29 139L30 138L29 136H31V134L32 135L34 134L33 136H31V138L32 137L34 138V136L37 135V136H35V139H30L32 144L28 140L29 141L28 143L31 146L29 144H27V146L25 145L24 147H19L20 148L19 150L22 149L24 152L22 150H21L22 151L21 152L18 149L10 146L7 141L5 142L6 138H5L4 134H5L6 129H5L3 124H0V166H7V167L12 166L13 168H14V166L15 167L17 166V168L22 167V169L25 173L22 171V169H20V170L25 175H27L29 181L33 182L37 188L36 192H37V202H38L39 210L42 211V210L47 209L45 211H42V213L47 212L48 215H50V221L45 223L44 221H42L39 218V215L37 213L33 214V213L20 211V209H18L22 206L20 204V202H22V204H23V207L21 209L26 208V207H24L25 206L24 200H22V199L20 200L19 198H16V196H14L13 194H12L13 195L12 196L9 192L11 187L10 188L7 187V184H6L7 182L6 183L4 182L7 180H5L3 178L4 179V181H3L2 178L0 177L1 180L4 182L3 183L0 180L2 182V186L0 184L1 188L3 186L5 188V185L7 188H9V189H7L9 191H8V194L6 193L7 194L6 196L9 198L8 195L10 194L12 196V197L10 196V198H12L11 200L14 199L15 202L17 201L16 203L19 202V204H20V206L18 204H15L13 206V205H11V203L14 204L15 202L10 201V199H9L10 205H8V206L15 207L18 205L17 208L15 207L14 209L15 210L18 209L20 211V212L19 211L18 212L21 215L23 214V217H26L27 222H28L27 228H25L22 233L15 235L13 237H0V258L2 256H4V257L8 258L7 260H9V258L15 257V259H18L19 263H21L22 258L24 256L25 252L28 250V248L34 242L39 240L40 238L50 237V236H54V235H64L67 237H72L74 239L75 244L83 250L89 264H260V263L255 262V261H247L244 258L240 259L241 254H244V256H247V255L249 256L252 247L257 246L258 242L260 244V245L258 244V246H261V248H264L263 247L264 242L262 244L260 241L262 238L259 237L260 239L258 240V238H256L257 235L256 234L254 235L253 233H248L249 237L247 236L246 238L248 239V241L250 240V238H251V240L255 238L258 242L256 240H255V242H251V243H254L253 244L254 246H252L251 243L249 246V244H248L249 242L247 243V240L245 239V236L247 235L246 231L248 230V228L250 230V227L247 226L249 223V220H246L247 218H245V220H244V218H243V220L240 219V221H243V222H241L242 225H240V223L237 222V224L239 223V225L241 226L240 228H242V229H239V228H238V230L234 229L236 233L231 232V229H230L229 235H227L226 231H224L226 233L225 234L226 236H224V237H222V234H221L223 232L217 233V234H220L221 236L214 234L216 238L218 237L217 239H215L216 243L219 242L218 243L219 245H220V243L225 244V245H231L232 244L233 248L231 246H229V248L232 250H234V248L237 246V245L233 246V244H236L237 242L232 243V239L236 238V241L237 240L240 241V239L245 240L246 244H244L245 241L243 242L241 240L240 242H243L245 247L246 246L251 247V249L246 247L244 250L243 248H241L242 245L238 244L239 246H237L235 248V251L238 249L239 251L237 250V252L240 255L237 256L236 255L237 252L236 253H230V252H225V251L224 252L214 251L212 249L217 247L216 245L214 248H210L211 246H213L212 244H210L211 245L210 247L206 244L207 245V247H206V245L204 243V246H205L204 247L203 243L200 244V241H198L199 242V244H198L194 240H193L194 242L191 241V239L189 240V238L187 236L185 238H183L184 234H181L182 235L181 236V235H179V233H175V232H177V230H176L177 227H173V228H175V232L167 231L163 227L164 224L162 222H159V220L155 217L154 218L151 217L154 214L153 215H146L145 213H142L139 210L140 213L136 214L137 215L136 216L133 213H137L138 212L137 210H135L137 212L132 213V211H133L132 209L131 210L128 209L129 211H127L125 208L126 211H124L123 209L125 206H123L122 204H125V203L120 202L122 204L118 205V201H120V200H122V201H125V200L126 201H134L135 202L134 197H133L132 187H131L132 179H128V176H129V174L132 173V169L134 167V164H133L134 159L132 160L130 157L128 159L126 157V155L134 152V147H135L134 142H135L136 136L138 133L141 132V128L143 126L145 127L144 123L146 121L144 118L143 119H131L129 116L128 117L122 116V117L118 118L117 120L114 119L115 123H110L109 124L110 129L109 130H108V128L106 129L107 131H109L111 133V135L114 134V132L122 133L124 136V141L121 143L119 148L111 145L110 146L111 148L109 149L110 153L107 154V157H106V155L103 156V158L101 157L103 159L102 160L103 165L100 164V165H102L101 169L104 172V175L106 176L107 182H109L108 184H110V186H111V188L109 187L111 189L110 190L111 191L110 196H103V195L96 194V193L93 194L92 193L93 189L91 190L90 189L91 187H89V186H91L92 183L90 184L88 182L89 181L91 182L90 177H93L92 175L90 176L89 173L91 170L94 169V168L91 169V167L93 166L96 168V165L94 166V164L91 165V167L88 165V163H89L88 161H90V160H87V157H88L87 153L90 149L87 150V153L85 154L86 156H83L84 152L82 153V156H76V155L74 156L73 155L74 153L71 154V151H73V148L80 150V149H84L83 147L86 148L87 146H92V144L90 145L89 143H88L89 145L86 144L87 146H85V143L80 141V139L82 138V137H80L81 136L80 134L83 133V132H81V128L77 129L76 131L74 130V132H73V130H70L65 135H62V134H59V132H58L59 129L56 127L58 130H54L56 133L52 134V128H51L52 126L48 125V122H49L48 118L49 117H47V119L42 117L43 119H45V121H43L40 119L41 117L35 116L34 118H31V116L30 117ZM107 116L109 117V116H111V114H108ZM156 116H157V114H156ZM36 117L39 118L42 121V123H40L38 121L41 127L38 126L39 129L37 128V130H34L32 128L33 124H34L33 123L34 121H32V119L34 120V119H36ZM75 117H77V116L75 115ZM148 117L154 118L153 116H148ZM171 117H172V115H171ZM111 118H113V117H111ZM72 119H74V118H71L70 120H72ZM104 120H103L104 124H107V122H109V120L108 121L106 120L107 122H105ZM143 121H145V122H143ZM169 121L170 120L168 119V122ZM172 121H173V118H172ZM152 122H153V119H152ZM203 122H205V121H203ZM35 124H37V123H35ZM249 125L245 126V128L250 127ZM34 126H36V125H34ZM105 126H107V125H104V127ZM146 126H148V125L146 124ZM256 126H258V124H256ZM251 127H252V125H251ZM259 127L261 128V126H259ZM40 129H41V131L43 130L45 135L48 136L47 138L44 137V139H48L49 141L48 140L47 141L49 143L46 140H45L46 142L43 141L44 139L40 138L41 135H38V131H40ZM61 129H62V127H61ZM61 129H60V131H61ZM146 129L150 130L149 127ZM257 129H258V127H257ZM257 129H256V131H257ZM33 130L36 133H33ZM156 130H158V129H156ZM43 131H42V133H43ZM57 132H58V134H57ZM163 132H165V130ZM249 133H250V131H249ZM55 134H57V135L55 136ZM159 134H161V133H159ZM220 134H222V133L220 132ZM213 135H215V134H213ZM217 136L215 138H217ZM222 136L224 137V135H222ZM36 137H38V138H36ZM116 139H117V136L114 135V140H116ZM229 142H231V141H229ZM102 146H103V144H102ZM232 148H233V146H232ZM86 149H84V150L86 151ZM79 153H81V152H79ZM91 153H93V152H91ZM89 155H91V154H89ZM204 156L205 155H203V157ZM91 157H93V156H91ZM94 158H95V156H94ZM214 159L216 160V158H214ZM214 159H212V160H214ZM50 161H57V162L61 163L63 165L62 166L63 171H62V173H60V175L65 179L73 180L74 183H76L78 185L79 189L76 190L77 187L75 189H69L68 188V185L70 183H73V182H67V185H66L67 187L65 188L60 181H57V180L51 178L47 174L48 168L44 167L45 165H41V164H44V163H47ZM95 161L99 162V163L101 162V160L100 161L95 160ZM199 161H200V159H199ZM86 162H88V163H86ZM205 163L202 164V167L207 165L206 160H205ZM211 163H213V162H211ZM48 164H50V163H48ZM218 164H219V162H218ZM222 164L221 165L219 164V165L222 166ZM135 165H136V163H135ZM195 165H198L197 162ZM89 167H90V169H89ZM212 168L216 169L217 164L216 163L213 164ZM94 171H96L95 173L97 174V173H99L97 171H101V170H99V169L95 170L94 169ZM185 173H186V171H185ZM9 181L10 180H8V182ZM11 183H13V182H11ZM43 184H45V185H43ZM88 184H89V186H88ZM50 185L53 186V188L50 192V195L47 196L44 193L43 188L49 187ZM4 188L1 190L6 189V188L5 189ZM7 190L5 192H7ZM3 192L4 191H2V195H3ZM5 192H4V195H5ZM14 192H16V195L18 192V195L20 196V193L18 190L15 189ZM6 196H4V197H6ZM22 196H24V195H22ZM2 202L4 204H7L8 200H6L4 198V199H2ZM58 206H59V208H58ZM119 206L123 207V209L120 208ZM77 207L80 208L81 214L78 212L79 209H77ZM164 207H165V205H164L163 200L152 202L149 205L150 210H152V212H155V213L160 212ZM27 209H28V207H27ZM134 209H136V208H134ZM73 210L74 211L77 210V211L74 212ZM27 211H29V210H27ZM163 211H164V209H163ZM73 212L74 213L78 212L77 214H80L79 217H80V220L82 222L81 221L79 222L78 219L76 218L77 214H76V217H74V215H75L74 214V215H72L73 217L69 218V216H71V214H73ZM87 214L90 215V217L87 216V218H89L88 220L85 219L86 217H84V218L81 217L82 215L85 216ZM102 214L105 215L106 220L104 221V218H103V223L101 226L99 224L100 222L97 223L98 222L97 218L100 216L99 219L102 221V217H101ZM139 214L141 215V217L138 216ZM174 214H176V213H174ZM176 216H178V215H176ZM242 216H243V214H242ZM242 216H240V217H242ZM259 217L262 219L260 220ZM67 218L69 219V221ZM73 218L75 219V221L77 219V222H79L80 225H79V223H76L75 221L72 223L71 221ZM81 218L85 219L84 221L86 222V224H84V221ZM171 218L174 220L175 223L178 220V219H176L175 216L171 217ZM249 218H251V217H249ZM172 219H171V221H172ZM94 221H96V223L100 225L97 227L103 233V236L101 237V239L98 238V236L100 234H102V233H100V231H99V233L96 232L98 236H96L95 233H94L95 234L94 235L91 232V231H93V229H94L93 232H95V229H96V227H95L96 225L94 226ZM247 221H248V223H247ZM251 221H252V219H251ZM92 222H93V226L95 228H92V226L89 225ZM166 222H167V220H166ZM181 222H182V220H181ZM181 222H179V223L181 224ZM177 223H178V221H177ZM167 224L169 225L168 222H167ZM243 224L246 225L248 228L246 229L245 227H242ZM184 225L186 226L185 229L190 228L185 222H184ZM184 225H182V226L185 227ZM72 226H74V227H72ZM100 227H102V228H100ZM170 227H172V225ZM237 227H239V226L237 225ZM243 228H244V230H243ZM113 229H115V230H113ZM180 230H182V229H180ZM242 230L246 233H244ZM113 231H114V233H113ZM184 231L185 230L181 231V233ZM188 231H189V229H188ZM232 231H233V229H232ZM184 233L187 234L186 232H184ZM242 233H244L245 236ZM108 234H110V238L112 237L111 235H113V234L116 235V236L114 235L115 237H112L113 239H111V241L114 240V242H112V243L108 242V240H110V238L108 239ZM194 234H196V232ZM200 234H202L201 235L202 237L204 236V233H200ZM92 235L96 236V237H94L95 239L93 238ZM188 235H190V234H188ZM207 235H210V234H207ZM211 235H212V237H214L213 234H211ZM263 235H262V237L264 238ZM253 236H255V237L252 238ZM204 237H206L207 239L209 238V236H204ZM91 238H92V240H91ZM192 238H196V237H192ZM200 239H198V240H200ZM201 241L204 242L203 239ZM239 241H238V243H239ZM171 243H175L174 245L173 244L172 245L173 246L176 245L175 247L178 246L179 250L172 249L171 247H173V246H171ZM255 243H256V245H255ZM96 247L97 248L101 247L103 249L104 248L107 249L106 255L108 256V258H107V256H106V258H104L105 253L102 256L101 253L97 251L100 249H97ZM239 247L243 250L241 251V249ZM220 248L222 249V246H220ZM261 248H259V250H261V251H256L257 253H256L255 257L264 263V251H262ZM40 249H42V247L37 246L35 248V252L37 253ZM105 249H104V252H105ZM217 249H218V247L215 250H217ZM255 249H257V248H255ZM255 249H254V251H255ZM227 251H229V250H227ZM36 253L33 254L31 259L29 260L30 264H35L34 258H35ZM3 258H1V259H3ZM6 263H8V262H6ZM9 264H11V263H9ZM62 264H79V263H76L70 259H67V260H64V262Z\"/></svg>", "mask_w": 264, "mask_h": 264}, {"label": "crops", "instance_id": "obj_3", "mask_svg": "<svg viewBox=\"0 0 264 264\" xmlns=\"http://www.w3.org/2000/svg\"><path fill=\"white\" fill-rule=\"evenodd\" d=\"M262 50L264 51V47L256 48L243 58L250 56L252 52ZM256 74L257 69L254 66H246L243 70V79L249 77L254 79L257 77ZM236 80L235 75L234 82ZM234 89L236 90L235 86ZM237 93L239 91L236 90ZM237 96L241 103L256 109L260 106L264 110V94L254 103L246 101L240 93ZM243 209L244 193L238 179L223 170L204 168L196 171L183 181L177 195L178 214L191 229L199 233L216 234L230 229L239 220ZM3 216L4 212L0 211V232L13 230L15 228L13 225L1 220ZM50 252L54 250L40 249L34 263L57 264L52 260ZM27 264H30V261Z\"/></svg>", "mask_w": 264, "mask_h": 264}, {"label": "built area", "instance_id": "obj_4", "mask_svg": "<svg viewBox=\"0 0 264 264\" xmlns=\"http://www.w3.org/2000/svg\"><path fill=\"white\" fill-rule=\"evenodd\" d=\"M116 142H119L120 141V136L119 137H117V139L115 140ZM68 188L69 189H75L76 188V186H75V184L74 183H70L69 185H68Z\"/></svg>", "mask_w": 264, "mask_h": 264}]
</instances>
